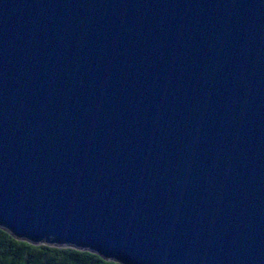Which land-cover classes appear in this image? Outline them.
Listing matches in <instances>:
<instances>
[{"label": "water", "instance_id": "95a60500", "mask_svg": "<svg viewBox=\"0 0 264 264\" xmlns=\"http://www.w3.org/2000/svg\"><path fill=\"white\" fill-rule=\"evenodd\" d=\"M0 228L264 264V0H0Z\"/></svg>", "mask_w": 264, "mask_h": 264}, {"label": "trees", "instance_id": "16d2710c", "mask_svg": "<svg viewBox=\"0 0 264 264\" xmlns=\"http://www.w3.org/2000/svg\"><path fill=\"white\" fill-rule=\"evenodd\" d=\"M3 231L8 233L4 229ZM8 235L21 243L14 245L6 237L0 236V264H104L106 261H112L73 246L33 244L19 240L10 233ZM116 264L120 263L116 262Z\"/></svg>", "mask_w": 264, "mask_h": 264}, {"label": "snow or ice", "instance_id": "6c2138e0", "mask_svg": "<svg viewBox=\"0 0 264 264\" xmlns=\"http://www.w3.org/2000/svg\"><path fill=\"white\" fill-rule=\"evenodd\" d=\"M0 236L6 237L9 241H11L14 245L20 244L21 242L14 240L8 233L4 232L2 228H0ZM28 247H32L31 245H27ZM104 264H116L115 261H106Z\"/></svg>", "mask_w": 264, "mask_h": 264}]
</instances>
